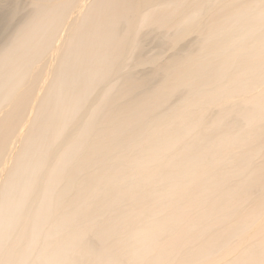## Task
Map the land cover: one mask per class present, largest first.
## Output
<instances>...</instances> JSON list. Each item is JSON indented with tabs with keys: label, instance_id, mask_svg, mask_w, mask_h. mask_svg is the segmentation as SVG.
I'll return each mask as SVG.
<instances>
[{
	"label": "bare ground",
	"instance_id": "6f19581e",
	"mask_svg": "<svg viewBox=\"0 0 264 264\" xmlns=\"http://www.w3.org/2000/svg\"><path fill=\"white\" fill-rule=\"evenodd\" d=\"M0 264H264V0H0Z\"/></svg>",
	"mask_w": 264,
	"mask_h": 264
}]
</instances>
